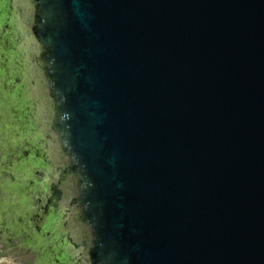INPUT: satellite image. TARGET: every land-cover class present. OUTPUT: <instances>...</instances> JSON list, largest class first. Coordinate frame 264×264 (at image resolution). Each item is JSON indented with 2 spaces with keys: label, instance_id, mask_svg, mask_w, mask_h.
Segmentation results:
<instances>
[{
  "label": "water",
  "instance_id": "water-1",
  "mask_svg": "<svg viewBox=\"0 0 264 264\" xmlns=\"http://www.w3.org/2000/svg\"><path fill=\"white\" fill-rule=\"evenodd\" d=\"M2 94L47 264H264V0H0Z\"/></svg>",
  "mask_w": 264,
  "mask_h": 264
},
{
  "label": "flooded vegetation",
  "instance_id": "flooded-vegetation-1",
  "mask_svg": "<svg viewBox=\"0 0 264 264\" xmlns=\"http://www.w3.org/2000/svg\"><path fill=\"white\" fill-rule=\"evenodd\" d=\"M3 83V82H2ZM4 84V83H3ZM5 95H0V101L6 109ZM13 129L9 126L6 114L0 115V255L14 250L17 254L34 256L27 264H47L44 244L32 238L25 227V209L23 207L19 188L26 175L27 168L17 165V147L12 145Z\"/></svg>",
  "mask_w": 264,
  "mask_h": 264
},
{
  "label": "rangeland",
  "instance_id": "rangeland-1",
  "mask_svg": "<svg viewBox=\"0 0 264 264\" xmlns=\"http://www.w3.org/2000/svg\"><path fill=\"white\" fill-rule=\"evenodd\" d=\"M0 264H9L6 256L1 257V255H0Z\"/></svg>",
  "mask_w": 264,
  "mask_h": 264
}]
</instances>
